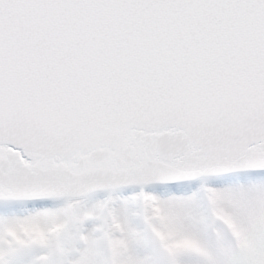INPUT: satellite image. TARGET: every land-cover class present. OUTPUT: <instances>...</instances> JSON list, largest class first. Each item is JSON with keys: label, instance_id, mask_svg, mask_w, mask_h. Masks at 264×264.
<instances>
[{"label": "snow or ice", "instance_id": "obj_1", "mask_svg": "<svg viewBox=\"0 0 264 264\" xmlns=\"http://www.w3.org/2000/svg\"><path fill=\"white\" fill-rule=\"evenodd\" d=\"M0 264H264V0H0Z\"/></svg>", "mask_w": 264, "mask_h": 264}]
</instances>
